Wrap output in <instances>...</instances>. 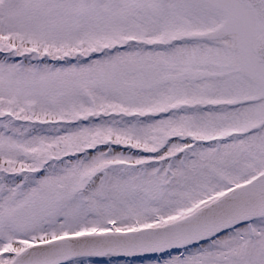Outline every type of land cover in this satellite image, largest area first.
Wrapping results in <instances>:
<instances>
[{"label": "snow or ice", "instance_id": "1", "mask_svg": "<svg viewBox=\"0 0 264 264\" xmlns=\"http://www.w3.org/2000/svg\"><path fill=\"white\" fill-rule=\"evenodd\" d=\"M0 264H264V0H0Z\"/></svg>", "mask_w": 264, "mask_h": 264}]
</instances>
